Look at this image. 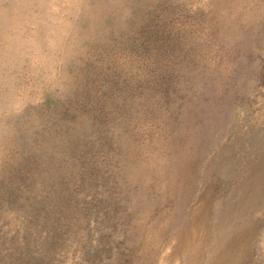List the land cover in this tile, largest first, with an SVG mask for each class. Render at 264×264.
<instances>
[{
	"label": "rangeland",
	"instance_id": "rangeland-1",
	"mask_svg": "<svg viewBox=\"0 0 264 264\" xmlns=\"http://www.w3.org/2000/svg\"><path fill=\"white\" fill-rule=\"evenodd\" d=\"M0 264H264V0H0Z\"/></svg>",
	"mask_w": 264,
	"mask_h": 264
}]
</instances>
